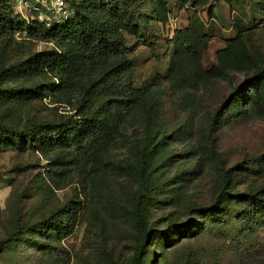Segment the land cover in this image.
<instances>
[{
    "label": "rangeland",
    "instance_id": "1",
    "mask_svg": "<svg viewBox=\"0 0 264 264\" xmlns=\"http://www.w3.org/2000/svg\"><path fill=\"white\" fill-rule=\"evenodd\" d=\"M18 1L7 0L15 13L21 9ZM164 1L165 22L140 19L143 36L126 34L128 46L134 47L128 54L126 81L149 97L110 142L104 156L107 166L64 148L59 153H65L67 162L58 171L52 161L59 149L42 151L36 141L23 150L0 149V264H133L142 235L132 216L138 180L124 165L136 162L135 147L143 140L154 150L146 210L147 226L153 230L143 263L264 264V223L237 220L244 203L224 192L264 186V112L247 98L254 65L230 66L226 74L201 77L194 84L168 73L170 39L175 30L191 25L192 16L211 36L201 59L205 69L215 62L216 50L236 34V25L246 29L249 46L259 59L264 54V0H207L195 6L191 1ZM138 2L135 10L150 15L154 1ZM52 46L24 30L7 37L0 34V89L14 85L44 89L43 97L28 102L0 94L1 124L27 125V132L34 133L36 123L74 112L72 104L53 102L54 80L49 75L1 74L28 54ZM228 100L230 104L220 109ZM219 111V122L212 124ZM211 148L223 160V172L230 170L226 184ZM215 201L220 206L216 214L194 209ZM189 219L194 226L179 232V225ZM57 224H71V232L58 238ZM162 232L167 242L161 240Z\"/></svg>",
    "mask_w": 264,
    "mask_h": 264
},
{
    "label": "trees",
    "instance_id": "2",
    "mask_svg": "<svg viewBox=\"0 0 264 264\" xmlns=\"http://www.w3.org/2000/svg\"><path fill=\"white\" fill-rule=\"evenodd\" d=\"M18 0H16L17 2ZM145 0H71L73 15L64 23L46 27L44 24L25 19L15 13L7 0H0V34L9 36L24 30L29 37L51 42L53 46L30 53L26 58L3 68L1 74L16 78L27 75H49L53 78L50 96L53 102L72 104L74 112L56 121H42L35 124L34 133L22 128L7 127L0 123V149L23 150L36 141L42 151L58 152L53 158L56 170L66 164L61 149L68 148L74 154L93 164L107 166L104 156L110 142L119 132L121 124L139 112L141 105L148 99V93L133 88L126 81L125 72L131 67L128 54L134 47L128 46L126 34L142 37L140 19L165 22L166 3L153 0L150 15L139 14L133 5ZM195 5H204L207 0H182ZM218 1V0H214ZM15 2V3H16ZM191 25L183 30H175L170 39L172 53L169 57L168 73L173 79L189 84L196 83L201 77H215L227 73L230 66L247 68L254 65L252 76L247 80L251 93L247 96L252 105L264 112V54L259 59L252 52L249 34L242 25H236V34L225 40L224 47L216 50L215 62L207 69L201 59L208 47L211 36L204 31L199 20L192 16ZM186 81V82H187ZM42 85H14L2 87L0 94L7 100L28 102L43 97ZM233 96V95H232ZM232 98V97H231ZM230 98V99H231ZM234 98L230 101V103ZM229 100L220 105L224 108ZM220 111L212 124L220 120ZM136 149V162L124 168L136 174L138 187L133 198L132 216L137 230L142 234L134 250L133 264H144L143 253L149 242L151 232L146 222L147 197L152 174L150 173L153 146L143 140ZM216 163L221 167L223 160L211 148ZM76 160V159H75ZM241 164L239 163L240 166ZM223 172L227 183L228 173ZM227 188V187H225ZM236 202L244 203V209L236 219L244 223H264V186L246 192L224 190ZM203 215H213L220 210L218 201L194 208ZM194 224L189 219L179 225V232H188ZM57 237L71 232V224L56 225ZM161 240L167 242L164 232Z\"/></svg>",
    "mask_w": 264,
    "mask_h": 264
},
{
    "label": "built area",
    "instance_id": "3",
    "mask_svg": "<svg viewBox=\"0 0 264 264\" xmlns=\"http://www.w3.org/2000/svg\"><path fill=\"white\" fill-rule=\"evenodd\" d=\"M71 0H19L20 12L16 13L27 22L36 20L46 27L64 23L73 15ZM21 14V15H20Z\"/></svg>",
    "mask_w": 264,
    "mask_h": 264
}]
</instances>
